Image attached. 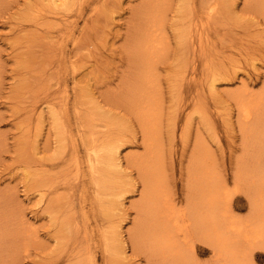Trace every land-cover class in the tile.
<instances>
[{"label": "rangeland", "instance_id": "374dc122", "mask_svg": "<svg viewBox=\"0 0 264 264\" xmlns=\"http://www.w3.org/2000/svg\"><path fill=\"white\" fill-rule=\"evenodd\" d=\"M47 1L0 0V228L20 234L0 264H150L129 236L142 188L136 161L146 152L134 92L147 70L168 194L183 197L193 162L208 150L232 214L246 219L250 198L236 175L245 176L239 166L249 169L252 154L234 95L264 85V16L256 0H217L209 23L199 0L184 12L180 0H167L158 9L161 25L147 11L152 0H58L56 8ZM88 130L90 146L107 137L122 145L110 194L98 196L116 197L107 213L80 140ZM81 204L82 245L74 247L66 224L80 220ZM110 232L124 240L115 254L104 251L101 234ZM252 253L254 264H264L262 249ZM197 263L216 258L205 252Z\"/></svg>", "mask_w": 264, "mask_h": 264}, {"label": "bare ground", "instance_id": "6f19581e", "mask_svg": "<svg viewBox=\"0 0 264 264\" xmlns=\"http://www.w3.org/2000/svg\"><path fill=\"white\" fill-rule=\"evenodd\" d=\"M80 1L91 5L99 0ZM47 2L51 8H56L59 4L58 0ZM166 3L167 0H152V4L147 7L148 12L154 11L151 15L153 25L162 24L164 12H158V9L160 6L165 7ZM190 4L192 5V0H180V11H186ZM256 5L260 14L264 16V0H256ZM198 8L209 23V19L218 11L217 0H199ZM227 12H230L229 8ZM201 19L202 17L200 21ZM146 33L152 31L147 30ZM157 50L158 48H155L153 53ZM146 61H140L139 64L144 67ZM151 77L149 70L144 71L141 80L145 86L142 90L134 92V96L137 97L134 100L135 105L140 109L137 110V117L143 126L142 144L146 152L136 161L140 166L138 172L141 174L142 188L139 203L137 202L139 217L135 222V232L129 233L130 238L147 251L150 264H198L197 256L205 252H210L211 256L216 258L214 264H254L253 249L258 247L264 251V85L257 91L251 90L245 95H234L244 120L242 129L245 130L252 154H250L252 165L249 169L244 165L239 166L245 176L236 175L237 179L244 181L250 198L249 216L246 219H239L232 214L230 192L225 184L215 177L208 150L193 162L183 197L176 200L168 194L161 170L159 151H162V146L158 140L160 136L155 132L157 127L155 94L148 89ZM84 136L82 133L80 140L87 153V160L93 163L90 165V180L96 185L93 193L101 204L102 212L107 213L108 204L115 203L116 197L108 203L98 196L107 197L110 194L107 189L110 187L109 174L111 171L118 172L122 166L119 157L122 145L118 139L107 137L90 146L89 144L94 142L91 131L86 132L87 139ZM240 169L238 171H241ZM83 193L82 190L80 194L82 199ZM0 207L4 209V202ZM80 207L82 212L80 220L72 217L66 224L67 233L73 228L74 232L69 233L72 236L69 239H73L74 247H77V242L80 244L77 226L81 219L83 223L86 220L84 205L81 204ZM20 216L19 212L15 218L20 219ZM1 218L6 219V215L0 214V220ZM20 224L25 225L23 219ZM5 228H0L4 230L0 234V257H4V250L9 251L13 247V242L10 241L20 236L17 229ZM101 236L104 251L108 253L115 254L120 251L122 245L124 246V240L119 239L116 233H103ZM85 238H88V232ZM70 252L76 254L73 249ZM77 256L76 254L74 257Z\"/></svg>", "mask_w": 264, "mask_h": 264}]
</instances>
